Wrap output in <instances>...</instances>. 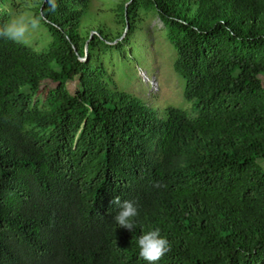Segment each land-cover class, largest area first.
<instances>
[{"label":"trees","instance_id":"1","mask_svg":"<svg viewBox=\"0 0 264 264\" xmlns=\"http://www.w3.org/2000/svg\"><path fill=\"white\" fill-rule=\"evenodd\" d=\"M90 3L34 0L46 50L0 39V264H148L154 228L171 245L156 264H264V0L125 5L128 23L155 9L177 52L194 116L162 117L110 87L79 33ZM116 196L138 202L133 230Z\"/></svg>","mask_w":264,"mask_h":264},{"label":"rangeland","instance_id":"2","mask_svg":"<svg viewBox=\"0 0 264 264\" xmlns=\"http://www.w3.org/2000/svg\"><path fill=\"white\" fill-rule=\"evenodd\" d=\"M129 1L91 0L80 23V35L90 40L97 35L95 59L111 77V88L137 97L158 116H164L168 106L194 116L192 103L184 96L185 82L174 70L177 52L168 39L167 29L155 9H140L137 18L128 23L123 9ZM24 2L17 0L11 5L13 14L21 10ZM31 2L33 4L34 0ZM40 2L35 0L36 8ZM30 11L37 15L34 7ZM105 38L113 42H106ZM29 39V45L37 51L46 50L52 42L51 33L42 20ZM260 79L264 86V76ZM68 89L71 94L81 89L79 78L69 82ZM259 164L264 169V160H259Z\"/></svg>","mask_w":264,"mask_h":264},{"label":"clouds","instance_id":"3","mask_svg":"<svg viewBox=\"0 0 264 264\" xmlns=\"http://www.w3.org/2000/svg\"><path fill=\"white\" fill-rule=\"evenodd\" d=\"M50 8H55V0H48ZM33 7L31 0H25L21 5V10L12 14L7 21L0 24V39L11 40L23 45L31 43L29 36L40 27V17L32 14ZM155 187H161L160 182H156ZM118 207L119 211L114 217L117 225L128 230L135 228V217L139 215L138 202L133 200H121L116 196L111 201ZM139 255L148 264H156L165 254L171 250L169 240L161 235L159 228L144 232L137 240Z\"/></svg>","mask_w":264,"mask_h":264},{"label":"water","instance_id":"4","mask_svg":"<svg viewBox=\"0 0 264 264\" xmlns=\"http://www.w3.org/2000/svg\"><path fill=\"white\" fill-rule=\"evenodd\" d=\"M41 14H43V8L41 9ZM86 53H88V48H86Z\"/></svg>","mask_w":264,"mask_h":264},{"label":"built area","instance_id":"5","mask_svg":"<svg viewBox=\"0 0 264 264\" xmlns=\"http://www.w3.org/2000/svg\"><path fill=\"white\" fill-rule=\"evenodd\" d=\"M157 87V86H156Z\"/></svg>","mask_w":264,"mask_h":264}]
</instances>
